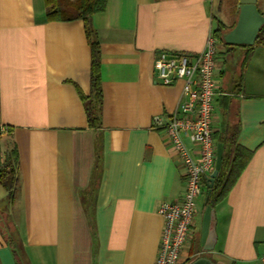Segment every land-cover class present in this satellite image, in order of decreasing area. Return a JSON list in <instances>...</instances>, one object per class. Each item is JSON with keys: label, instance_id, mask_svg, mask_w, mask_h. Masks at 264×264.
<instances>
[{"label": "crops", "instance_id": "1", "mask_svg": "<svg viewBox=\"0 0 264 264\" xmlns=\"http://www.w3.org/2000/svg\"><path fill=\"white\" fill-rule=\"evenodd\" d=\"M264 14V0H257ZM237 12H233V9ZM238 0H107L93 14L100 57V125L88 126L90 47L81 19L47 20L43 0H0V126L18 153L14 202L0 184V264H16L14 230L29 264H155L157 206L181 195L184 169L153 118L167 120L182 82L155 79L159 50L200 52L216 21L237 19ZM217 42L213 130L239 123L252 156L216 204V241L202 248L206 181L179 264H264V46L254 47L237 87L241 55ZM225 96V98H223ZM184 144L196 157V146ZM217 144V143H216ZM2 146V151L4 149Z\"/></svg>", "mask_w": 264, "mask_h": 264}, {"label": "built area", "instance_id": "2", "mask_svg": "<svg viewBox=\"0 0 264 264\" xmlns=\"http://www.w3.org/2000/svg\"><path fill=\"white\" fill-rule=\"evenodd\" d=\"M217 38L209 32L204 48L197 53L159 50L153 60L155 80L164 85L181 81V101L167 120L153 118V127L162 128L179 155L184 169L181 195L162 201L157 212L163 223L155 264H179L183 247L189 242L196 198L214 168L216 143L213 139L215 99L219 93L215 79L217 71ZM5 127L0 126V131ZM196 146L194 157L183 138ZM264 260V256L262 257Z\"/></svg>", "mask_w": 264, "mask_h": 264}, {"label": "trees", "instance_id": "3", "mask_svg": "<svg viewBox=\"0 0 264 264\" xmlns=\"http://www.w3.org/2000/svg\"><path fill=\"white\" fill-rule=\"evenodd\" d=\"M43 2L45 18L47 20L70 21L81 19L83 22L84 31L90 47V91L88 95L80 93V96L84 104L88 126L97 128L100 125L102 91L99 73V43L91 18L93 14L102 12L105 9L107 0H43ZM233 12H237L235 8ZM234 24L235 20L228 26H224L220 21H216L213 34L219 43L226 44L223 42L222 35L231 29ZM233 46L244 48V55L240 60L239 75L237 78V87L240 89L244 68L254 47L264 46V23L260 27L255 42L252 45ZM238 132L239 123L237 121L225 122L219 130L213 132L215 143H222L223 151L221 166L214 179L207 201V205H210L212 208L225 198L252 156V150L237 143ZM9 134V127H5L4 131H0V184L6 190L7 199L12 204L17 193L19 170L16 146L10 142H4L3 136ZM3 145L5 148L2 151ZM6 240L15 257L16 264H29L17 232L9 230L6 235Z\"/></svg>", "mask_w": 264, "mask_h": 264}, {"label": "water", "instance_id": "4", "mask_svg": "<svg viewBox=\"0 0 264 264\" xmlns=\"http://www.w3.org/2000/svg\"><path fill=\"white\" fill-rule=\"evenodd\" d=\"M257 0H238V15L234 26L222 35L223 42L230 45H252L260 27L264 23V14L260 13ZM223 144H216L214 168L206 180V202L211 191L214 179L218 174L222 160ZM202 248L204 251H211L216 241L215 214L210 205L204 209L202 234ZM189 264H216L205 256L194 258Z\"/></svg>", "mask_w": 264, "mask_h": 264}, {"label": "rangeland", "instance_id": "5", "mask_svg": "<svg viewBox=\"0 0 264 264\" xmlns=\"http://www.w3.org/2000/svg\"><path fill=\"white\" fill-rule=\"evenodd\" d=\"M222 46H224V44ZM225 46H227V45H225ZM235 51H236L235 54L232 56L233 58L230 59V69L232 71L234 70V68H233V65H234L233 62H234V60H236L238 57L240 58V55H241V47L236 46Z\"/></svg>", "mask_w": 264, "mask_h": 264}]
</instances>
